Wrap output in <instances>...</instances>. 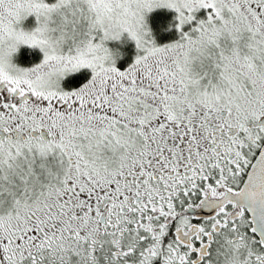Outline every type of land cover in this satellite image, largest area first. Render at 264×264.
Returning a JSON list of instances; mask_svg holds the SVG:
<instances>
[{"label": "snow or ice", "instance_id": "1", "mask_svg": "<svg viewBox=\"0 0 264 264\" xmlns=\"http://www.w3.org/2000/svg\"><path fill=\"white\" fill-rule=\"evenodd\" d=\"M0 264H264V0H0Z\"/></svg>", "mask_w": 264, "mask_h": 264}]
</instances>
